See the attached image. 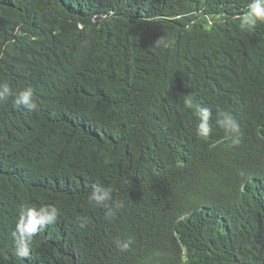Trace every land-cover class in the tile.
I'll return each instance as SVG.
<instances>
[{"label":"trees","instance_id":"1","mask_svg":"<svg viewBox=\"0 0 264 264\" xmlns=\"http://www.w3.org/2000/svg\"><path fill=\"white\" fill-rule=\"evenodd\" d=\"M249 3L0 0L13 92L0 102V264H264V23L241 30ZM29 86L36 109L14 107ZM188 96L212 110L206 139ZM41 204L60 216L19 260L18 211Z\"/></svg>","mask_w":264,"mask_h":264},{"label":"clouds","instance_id":"2","mask_svg":"<svg viewBox=\"0 0 264 264\" xmlns=\"http://www.w3.org/2000/svg\"><path fill=\"white\" fill-rule=\"evenodd\" d=\"M258 23H264V0H250L240 20V28L242 31L252 32ZM157 46L171 48L174 45V39L160 37L155 41ZM33 89L29 86L24 88L15 96L14 107L21 106L34 110L37 105L33 100ZM13 96L12 89L7 83L0 84V102L6 101ZM184 105L188 109L196 107L197 123L195 125V133L197 137L206 139L213 131L212 128V110L208 107H199L194 104V98L188 96L184 100ZM215 124L223 129L227 135L232 138V143L239 144L241 129L240 124L232 112H221L215 120ZM110 189H102L99 192L93 190L89 195L90 204L101 206L110 196ZM120 205H117L119 207ZM60 216L59 209L50 204L41 205H25L21 206L18 211L16 226L13 232L15 248L14 255L17 259L23 260L30 255V245L34 237L43 231L47 226L53 225L58 221ZM133 241H117L116 246L120 251H127Z\"/></svg>","mask_w":264,"mask_h":264}]
</instances>
